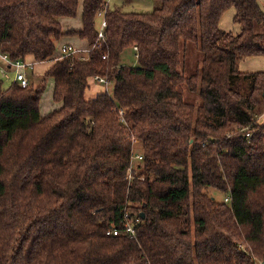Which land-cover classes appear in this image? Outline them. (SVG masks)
<instances>
[{
  "label": "trees",
  "instance_id": "obj_1",
  "mask_svg": "<svg viewBox=\"0 0 264 264\" xmlns=\"http://www.w3.org/2000/svg\"><path fill=\"white\" fill-rule=\"evenodd\" d=\"M80 1L0 0L1 59L53 62L26 88L13 69L0 74V264L264 262V70L240 69L264 57L259 0H155L150 13L110 4L104 39L106 0H83L82 30H63ZM231 9L238 33L220 25ZM67 36L86 40L88 56H56ZM135 47L138 63L124 65ZM191 50L201 56L187 76ZM96 76L113 89L88 98ZM49 80L58 108L43 115Z\"/></svg>",
  "mask_w": 264,
  "mask_h": 264
},
{
  "label": "rangeland",
  "instance_id": "obj_2",
  "mask_svg": "<svg viewBox=\"0 0 264 264\" xmlns=\"http://www.w3.org/2000/svg\"><path fill=\"white\" fill-rule=\"evenodd\" d=\"M259 3L263 9L264 8V0H259ZM116 6L119 8H122L125 12L150 13L159 7V3L155 0H132L129 2L112 1L111 7L114 8ZM232 22H233V20H230L229 24L232 25ZM233 24H234V22H233ZM136 52H137V50H135L133 48L126 49L122 54V63L124 65H128V66H135L138 63ZM76 55H77V57H83V56L87 57L86 56L87 52L82 51ZM200 56H201V53H199L198 51L196 52L194 50H191L190 54L187 56L186 63L184 65V67L183 68L181 67L180 71L181 72L184 71L183 73L186 74L187 76L190 74H193L195 72L197 61L200 59ZM28 72H29L30 81L35 82L36 85L40 84L42 76H39V75L33 76L32 71L29 70ZM112 89H113V86L111 85L110 91ZM181 89H182L183 95L187 101L195 103L196 105L200 104V98H199L198 94H194V93L190 92L186 86L182 87ZM55 108H58V105L53 100V82H52V80H49L47 88H46V90L43 94V97H42L41 111H42L43 115H46L47 113H50L51 111H53ZM259 122L261 124H264V112L260 115ZM135 152H136V154L142 155V149L140 148V146H138V144L135 147ZM140 162L135 160L134 161V167H136V165ZM209 194L213 195L218 202H223V201L226 202L224 194L220 193L217 190L210 189ZM245 248H247V247H245ZM256 262H257V264H263L264 263L263 261H260V260H257Z\"/></svg>",
  "mask_w": 264,
  "mask_h": 264
},
{
  "label": "built area",
  "instance_id": "obj_3",
  "mask_svg": "<svg viewBox=\"0 0 264 264\" xmlns=\"http://www.w3.org/2000/svg\"><path fill=\"white\" fill-rule=\"evenodd\" d=\"M112 1L129 2L131 0H106V2L103 5V8L98 13L99 37L101 39L105 38V30L108 26L107 20H106V14H107V10H108ZM135 50H137L136 47H135ZM60 52H61V54H67L69 56H77L76 55L77 54L76 48L74 46L68 45V44H64V45L60 46ZM136 56L138 57V54H136ZM106 57L107 56H104V58H106ZM3 60H4L5 64H7V66L5 67V66L0 65V74L7 79H11L10 70L13 69V71H14L13 80L16 82H19V84L23 88L28 87L31 83L28 71L34 68V64L29 63V62H23V61L22 62L21 61L13 62L9 59V57L7 55L3 56ZM94 80L96 81L97 84L103 85L107 91L110 89V86L113 85V82L107 78H102V77L96 76L94 78ZM124 114H125V112L123 110H120L121 117H123ZM135 160L140 162L143 160V156L140 154H137L136 156L133 157V163H132L131 167L129 168L131 179L133 178L132 172L134 169V161ZM228 200L229 199H226V201H228ZM123 221H124L125 233L128 234L129 236H131L132 238H135V236H136V229H135L136 223L132 219V216L130 215V213H128V212L124 213V220ZM118 232H119V230L116 228V226L112 225V227L108 231V234H117Z\"/></svg>",
  "mask_w": 264,
  "mask_h": 264
},
{
  "label": "crops",
  "instance_id": "obj_4",
  "mask_svg": "<svg viewBox=\"0 0 264 264\" xmlns=\"http://www.w3.org/2000/svg\"><path fill=\"white\" fill-rule=\"evenodd\" d=\"M82 14H83V0L80 1L78 15L76 18H62L60 20L62 27H63V30L64 31L82 30V28H83ZM234 15H235L234 9H231V10L227 11V13H225V15L223 16L221 23H220L222 29H224L225 31H228V32L231 31L234 33H238L241 31V28L239 25H236L235 23L233 24V22H232V25L229 24L230 20H233ZM64 44L74 46L77 50V54L79 52L84 51V52H87L86 56H88L89 46H88V42L86 40H82L78 36H67V37L62 38L60 41V45H64ZM58 55H61V53L58 52V54L56 56H58ZM0 64H1V66H5V62L1 59V57H0ZM34 64H35L34 65L35 69L33 68L30 71H32V73H33V71H35L34 73L36 75L41 76L42 74H44L46 72V70H48L53 65V62L42 63V64L34 63ZM240 69L243 71L264 70V57L263 56H255V57L246 58L240 62ZM100 88H102V87L98 86V85L94 86L92 88V90L87 92V97L88 98L94 97L95 93H97Z\"/></svg>",
  "mask_w": 264,
  "mask_h": 264
},
{
  "label": "water",
  "instance_id": "obj_5",
  "mask_svg": "<svg viewBox=\"0 0 264 264\" xmlns=\"http://www.w3.org/2000/svg\"><path fill=\"white\" fill-rule=\"evenodd\" d=\"M144 216V215H143ZM264 264V263H263Z\"/></svg>",
  "mask_w": 264,
  "mask_h": 264
}]
</instances>
